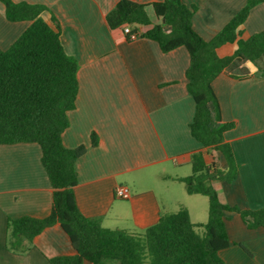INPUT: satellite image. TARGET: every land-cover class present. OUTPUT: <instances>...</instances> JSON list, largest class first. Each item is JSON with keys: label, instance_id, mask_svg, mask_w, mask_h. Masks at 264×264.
<instances>
[{"label": "crops", "instance_id": "0c3cea01", "mask_svg": "<svg viewBox=\"0 0 264 264\" xmlns=\"http://www.w3.org/2000/svg\"><path fill=\"white\" fill-rule=\"evenodd\" d=\"M12 1L42 5L40 17L52 27L58 25L63 49L79 64L75 105L67 112L69 125L62 133L66 147H85L75 161L73 194L79 211L98 217L104 227L129 233H139L161 214L181 208L193 223L205 222L207 215L194 219L189 205L172 209L171 200H163L147 183L160 175L181 182L177 178L189 174L179 170L191 169L193 152L203 151L207 162L211 155L190 132L194 100L187 91V49L178 46L163 52L154 40L130 38L122 28H110L106 14L119 0ZM131 1L145 4L152 23L159 22L151 4L160 0ZM181 1L195 7L192 28L209 40L246 0ZM30 23L7 19L0 1V49H7ZM262 30L264 1L249 10L238 37L245 39ZM235 48V41L227 42L216 52L231 55ZM245 65L252 74L248 78H233L222 70L212 81L222 120L234 123L224 137L238 164L235 180L212 185L229 206L257 209L264 207V77L255 74L251 62ZM212 155L224 166L216 152ZM40 157L35 142L0 144V264H50L51 257L75 252L58 223L35 235L23 253L6 246L8 217L42 218L50 212L52 187ZM118 185L129 188L128 198L115 196ZM224 224L229 239V245L219 251L224 264H264V229L249 228L237 212L228 210Z\"/></svg>", "mask_w": 264, "mask_h": 264}, {"label": "trees", "instance_id": "16d2710c", "mask_svg": "<svg viewBox=\"0 0 264 264\" xmlns=\"http://www.w3.org/2000/svg\"><path fill=\"white\" fill-rule=\"evenodd\" d=\"M0 1L7 19L31 21L7 49H0V144H39L40 161L52 187L47 216L7 218L9 250L23 253L35 235L58 223L75 252L51 257L50 264H224L219 251L229 245L225 211L237 212L249 228L264 229V207L229 206L220 200L212 185L213 181L231 182L238 174L232 148L224 137L234 123L222 120L212 81L222 70L233 78L250 77L245 65L248 61L257 68L255 74L264 77V30L245 39L238 37L249 10L264 0H246L209 40L192 28L195 7L186 6L181 0L153 2L157 23H152L145 4L131 0H119L106 14L110 28L129 25L131 33L156 41L163 52L178 46L187 49V91L194 100L190 132L204 149L211 154L216 152L224 161V166H220L214 160L207 162L203 151L193 152L191 173L177 178L188 194L207 197L205 222L193 223L188 211L181 208L161 214L156 223L139 233L104 227L98 217H86L77 208L73 194L77 184L75 161L85 147H66L62 133L69 125L67 112L75 105L78 61L63 49L58 25L52 27L40 17L42 5ZM233 41L236 48L231 55L217 54L218 46ZM91 139L95 144L93 132ZM198 227L202 233L197 232Z\"/></svg>", "mask_w": 264, "mask_h": 264}, {"label": "rangeland", "instance_id": "374dc122", "mask_svg": "<svg viewBox=\"0 0 264 264\" xmlns=\"http://www.w3.org/2000/svg\"><path fill=\"white\" fill-rule=\"evenodd\" d=\"M214 160L217 161L216 156L212 154L208 156V162ZM180 174H190L191 169L189 166L183 167L179 170ZM147 183L155 188V190L160 193L161 198L166 200L168 198L171 200L172 209H177L180 205H189L194 219H204L207 215V197L201 194L189 195L183 182L169 180L160 176H152ZM163 191V194H162ZM198 233H202V228H196Z\"/></svg>", "mask_w": 264, "mask_h": 264}, {"label": "built area", "instance_id": "2783aa9c", "mask_svg": "<svg viewBox=\"0 0 264 264\" xmlns=\"http://www.w3.org/2000/svg\"><path fill=\"white\" fill-rule=\"evenodd\" d=\"M123 31H124L125 34H129L130 38H134L135 36H137V34L131 33L129 25H125L123 27ZM114 193H115V196H117V197L128 198L129 195H130V190L125 185H118V186L115 187Z\"/></svg>", "mask_w": 264, "mask_h": 264}]
</instances>
